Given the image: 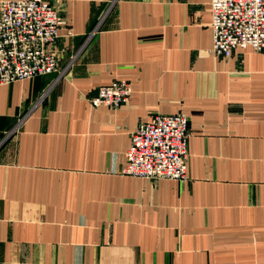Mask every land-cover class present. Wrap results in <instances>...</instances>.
Instances as JSON below:
<instances>
[{
  "label": "crops",
  "instance_id": "crops-1",
  "mask_svg": "<svg viewBox=\"0 0 264 264\" xmlns=\"http://www.w3.org/2000/svg\"><path fill=\"white\" fill-rule=\"evenodd\" d=\"M210 1L52 0L58 72L0 86V264H264V54L215 57ZM178 113L187 181L122 175Z\"/></svg>",
  "mask_w": 264,
  "mask_h": 264
},
{
  "label": "built area",
  "instance_id": "built-area-1",
  "mask_svg": "<svg viewBox=\"0 0 264 264\" xmlns=\"http://www.w3.org/2000/svg\"><path fill=\"white\" fill-rule=\"evenodd\" d=\"M211 53L230 58L251 48L264 54V0H211ZM65 24L52 0H0V86L59 70L52 46ZM132 85L117 80L98 89L93 107L117 109L129 103ZM189 118L160 115L132 134L124 176L145 180L188 179Z\"/></svg>",
  "mask_w": 264,
  "mask_h": 264
}]
</instances>
